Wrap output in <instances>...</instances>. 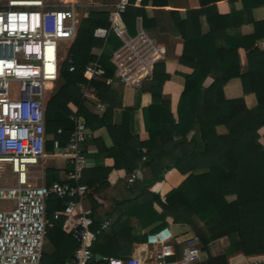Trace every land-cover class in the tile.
<instances>
[{
	"label": "trees",
	"instance_id": "obj_1",
	"mask_svg": "<svg viewBox=\"0 0 264 264\" xmlns=\"http://www.w3.org/2000/svg\"><path fill=\"white\" fill-rule=\"evenodd\" d=\"M204 3V8L188 10L183 26L198 24L201 14L213 23L214 17L212 19L209 13L211 7ZM144 4L143 1L135 6L133 0H129L126 11L121 14L129 32L133 31L138 15L143 17L145 25ZM215 17L222 18L220 15ZM254 25L256 28L264 26V22H254ZM97 26H109L108 11L89 5L87 15L80 19L76 35L60 62L58 85L46 103L48 140L45 148L48 152L53 150L54 137L64 145L71 132L72 104L89 129H107L114 145L111 151L125 154L123 143L129 138L127 127L112 122L114 109L120 107L115 88L102 79H91L103 105L97 107L83 97L80 86L87 82L83 73L91 61L98 60L105 69V76L113 73L110 53L120 40L113 33H109L106 40L94 37L93 30ZM196 35L194 32L182 34L185 43L179 60L193 71L184 76L176 119L170 111V100L162 98L161 94L162 84L169 75L162 61L154 65L152 78L148 81L152 102L144 110L149 137L147 141H139L135 165L128 157L123 156L122 161L116 155L114 158V166L123 165L128 172H135L136 181L139 178L146 186L132 202L118 203L122 211L106 228L101 227L102 217L93 212L89 214L93 219L91 231L95 239L91 251L95 256L124 260L129 256L124 250L128 243L145 242L144 234L138 237L130 234L133 228L130 220L135 217L141 221H159L156 230L165 226L167 217L174 223L188 225L199 237L201 249L207 255L196 264H232V259L239 255L247 258L264 256V144L261 141L264 140V48L253 47L255 35L249 37V43H244V47L248 49L247 56L252 65L248 71L241 72L237 54V48L242 44L240 40L209 46L207 43L217 39L215 34L203 38ZM71 66L73 70H69ZM209 73H214L215 77L206 87L204 82ZM236 82L240 93H230V87ZM247 93L255 95L253 108L244 103L243 96ZM127 111L124 109L125 113ZM217 126H223L225 132H217ZM57 128L62 129V134H56ZM192 130L194 135L187 141L185 137ZM83 153L85 155L84 149ZM145 167L151 172L148 180L141 176V169ZM170 168H176L185 179L178 187L166 192L162 199L147 187L161 180L164 171ZM95 170L83 181L85 168L81 182L89 187L97 183L104 185L110 168L102 173ZM56 171L48 169L47 185L55 181L53 173ZM154 203L159 206V212L152 209ZM64 206L65 200L55 194L47 198L46 214L53 225L45 232L43 264H66L78 247L72 235L61 229L64 216L53 218L55 210ZM198 222L205 225V232ZM221 238H226L228 244L221 253L214 255L209 245Z\"/></svg>",
	"mask_w": 264,
	"mask_h": 264
},
{
	"label": "built area",
	"instance_id": "obj_2",
	"mask_svg": "<svg viewBox=\"0 0 264 264\" xmlns=\"http://www.w3.org/2000/svg\"><path fill=\"white\" fill-rule=\"evenodd\" d=\"M129 0L93 2L108 11V27L97 26L93 36L106 40L113 33L120 44L110 53L113 73L105 76L98 60L85 67L81 84L83 97L102 107L91 79H102L116 87H140L153 75L154 65L163 58L160 44L135 19L131 34L121 19ZM143 0H133L140 5ZM79 4L49 3L44 0H8L0 8V264H43L45 232L53 223L46 214L47 198L55 194L65 200L62 210L53 218L65 217L64 228L77 241L68 264H145L137 256L125 260L104 257L91 251L95 239L91 231L93 219L85 214L76 200L89 190L80 181L87 167L82 145L91 135L84 119L75 111L73 123L64 145L54 137L51 156L70 166L66 178L47 185L39 183L32 168L48 157L46 132V83L59 78L63 43L71 42L80 21ZM87 12L83 13L86 16ZM101 52V51H100ZM99 52V54H100ZM69 70H73L71 66ZM56 134H62L57 128ZM131 174L128 181H133ZM11 201V205L5 202ZM108 220L101 223L102 228ZM167 226L149 235L153 262L146 264H196L201 259L200 239L196 234L184 238L180 249ZM249 264H264V256Z\"/></svg>",
	"mask_w": 264,
	"mask_h": 264
},
{
	"label": "crops",
	"instance_id": "obj_3",
	"mask_svg": "<svg viewBox=\"0 0 264 264\" xmlns=\"http://www.w3.org/2000/svg\"><path fill=\"white\" fill-rule=\"evenodd\" d=\"M44 1L51 4L69 2L80 4L81 0H57V2L54 0ZM83 1L89 3L87 6L92 4H90V1L92 0ZM112 1L115 0H94L93 2ZM143 1L145 2L143 6L145 25L141 15L136 17L141 18L142 26L156 39L163 49V58L160 61L164 63L165 72L169 77L162 84L161 94L162 98L170 100V111L175 119L177 118L176 108L178 99L184 87V76L193 71L192 67L182 64L179 60L183 53L185 43L182 34L186 35L194 32L198 34L196 36L199 38L215 34L217 39L215 38L213 42L210 41L207 43L209 46H212L213 43L217 45L227 44L228 41V43L233 44L236 40H240L242 44L237 48V54L241 72L248 71L250 65H252L247 56L248 49L244 47V43H249V37L255 35L253 47L259 46L260 48H264V26H258L256 28L254 25V22H264V0H216L215 3L213 0ZM203 3L211 7L209 13L212 16V19L214 17L212 21L213 23L208 22L205 14H201L198 18V24L194 23V26H183L185 24H183V22L188 18V10L200 9L202 6L204 8ZM215 15H220L222 18L215 17ZM132 30L133 31L130 32L131 34L135 32V21ZM254 64L255 62L253 65ZM214 77V73H209L205 79L204 86L207 87L214 80ZM148 85L149 82L145 81L140 87L123 88L119 86L114 90L116 101L120 103V107L114 109L112 122L116 125H126L129 132V138L123 143L125 150L124 155H122V151H111V149L114 148V145L111 136L105 127L92 129L91 137L83 144V149L85 150V155L88 160L86 167L87 171L85 172L83 181L87 180L90 177L91 172L96 171L95 169H99L97 170V173H102L105 169L110 168L107 172L104 185L100 186L99 183H97L94 186L89 187L86 183L80 181V183L87 187L89 191L79 199L76 198V200L80 203L82 211L87 215L93 212L96 216L102 217L103 221L109 220V222H111L122 211V208L118 206V203L126 201L132 202L133 199L139 196L141 189L143 190L144 186H146L144 182H140L141 179L139 178L137 181L136 179L131 182L128 181L129 176L135 174V172H128L123 165L114 166V158L116 155L119 160L122 161L123 156L128 157L131 162H135V165L137 162V145L139 141H147L149 137L144 123V110L152 102ZM230 93H240V87L237 82L230 87ZM51 94L49 93L48 97V92L46 93L47 101ZM88 100L96 105L92 100ZM243 100L245 105L249 108H253L256 105V98L253 93L245 94ZM70 107L72 109L71 114L77 111V107L74 105L70 104ZM124 109H127L128 111L125 113ZM216 130L219 133L225 132L223 126H217ZM260 132L262 133L263 130ZM193 135L194 131L192 130L186 135V140H190ZM180 138H174V140L178 141ZM261 141L264 144V140L261 139ZM51 152L52 151H47L48 157L41 162L40 166H36L32 169V174L38 178L37 182L39 183L46 184V173L50 168L57 170L56 173H53V176L56 177V179H54L55 181L64 180L70 169V166L65 160L51 156ZM143 159H145V156L142 157V161ZM142 175L145 176V180H148L151 175L150 169L147 167L142 168L141 176ZM184 179L185 175L181 174L176 168H170L164 171L161 180L149 184L147 190L159 195L163 199L166 192L172 188L178 187ZM126 206L127 205H125V207ZM152 209L157 212L160 211V208L156 203L153 204ZM130 221L132 222L133 227L130 234L135 237L144 234L146 236V241H133L128 243L124 248L125 252L128 251L129 256L140 257V259L145 261V264L153 262L151 248L148 245L149 235L163 226L156 230L155 227L159 225V221L153 222L146 219L141 221L136 219V217ZM66 225L67 222L65 224V217H63L61 229L66 234H70L64 228ZM165 226L169 227L173 232L175 244L179 243L178 241L180 240L178 239H181L179 238L181 237V233L188 229L186 224L174 223L170 217L166 218ZM181 246L182 244H179V246H177L178 249H180Z\"/></svg>",
	"mask_w": 264,
	"mask_h": 264
},
{
	"label": "rangeland",
	"instance_id": "obj_4",
	"mask_svg": "<svg viewBox=\"0 0 264 264\" xmlns=\"http://www.w3.org/2000/svg\"><path fill=\"white\" fill-rule=\"evenodd\" d=\"M7 1L8 0H0V8H2L3 6H5L6 3H7ZM54 1L57 2V0H54ZM93 1L94 0L90 1V4L93 3ZM87 4H89V3H86L83 0L80 1V4L78 6V10L80 12V19L83 17V13L85 11L87 12V10H88ZM70 43L71 42H65V43H63V46H62V49H61V52H60V55H61L62 59L64 58V56H65V54H66V52L68 50V47H69ZM62 59H61V61H62ZM57 80L54 81V82H47L46 83V89H47V92H48V97H49V93L51 94V92L54 91L55 90V87L58 85ZM5 204L6 205H11L12 202L11 201H7V202H5ZM198 225L202 228V230L204 232L206 231L205 225L203 223H199L198 222ZM187 227H188V229L186 231H184V232L181 233V235H180L181 237H179L181 239H178L180 241H178L179 243H176L177 246H179V244H182L183 241H184V238H186L188 235L194 234L188 225H187ZM227 244H228V240L226 238H221V239L215 240L213 243H211V245H209L210 246V252L212 254H214V255H217V254H219V253L222 252V248L225 245H227ZM206 256H207L206 253L204 251H202L201 252V259L200 260H203L204 258H206ZM261 257L262 256L257 257V258H247V257H244V256L239 255V256H236V257H234L232 259V264H249L251 261L257 260V259H259ZM138 258H140V257H138ZM142 261H144V260H142Z\"/></svg>",
	"mask_w": 264,
	"mask_h": 264
},
{
	"label": "water",
	"instance_id": "obj_5",
	"mask_svg": "<svg viewBox=\"0 0 264 264\" xmlns=\"http://www.w3.org/2000/svg\"><path fill=\"white\" fill-rule=\"evenodd\" d=\"M99 259L101 258V256H97Z\"/></svg>",
	"mask_w": 264,
	"mask_h": 264
}]
</instances>
